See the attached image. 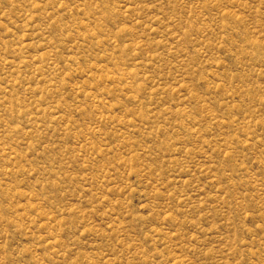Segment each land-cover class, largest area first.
Here are the masks:
<instances>
[{"label": "rangeland", "instance_id": "rangeland-1", "mask_svg": "<svg viewBox=\"0 0 264 264\" xmlns=\"http://www.w3.org/2000/svg\"><path fill=\"white\" fill-rule=\"evenodd\" d=\"M0 264H264V0H0Z\"/></svg>", "mask_w": 264, "mask_h": 264}]
</instances>
